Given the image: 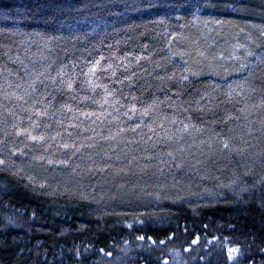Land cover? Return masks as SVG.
<instances>
[{"label": "trees", "instance_id": "16d2710c", "mask_svg": "<svg viewBox=\"0 0 264 264\" xmlns=\"http://www.w3.org/2000/svg\"><path fill=\"white\" fill-rule=\"evenodd\" d=\"M0 161V264H264V0H0Z\"/></svg>", "mask_w": 264, "mask_h": 264}, {"label": "snow or ice", "instance_id": "6c2138e0", "mask_svg": "<svg viewBox=\"0 0 264 264\" xmlns=\"http://www.w3.org/2000/svg\"><path fill=\"white\" fill-rule=\"evenodd\" d=\"M17 87H19V85H17ZM68 87H69V88L72 87L71 83L68 84ZM25 95H28V93H25ZM18 99L23 100L24 97H23V96H19ZM34 103H35V102H34ZM44 114H45V113L37 112V115H38V116H39V115H44ZM145 114H146V113H145ZM34 127H39V125H38V124H35ZM186 127H187V126H186ZM24 131L27 132V130H24ZM29 138H30L31 140H34V141H35V140H43V139H44L43 136H34V135H29ZM228 146H229V145H228V143L226 142V143L224 144V147L227 148ZM64 147H65V148H68L69 145H68V144H65ZM78 150H79V149H77V151H78ZM0 163H3V161H0ZM233 251H235V249H233Z\"/></svg>", "mask_w": 264, "mask_h": 264}]
</instances>
